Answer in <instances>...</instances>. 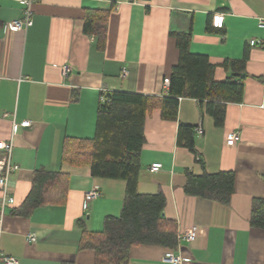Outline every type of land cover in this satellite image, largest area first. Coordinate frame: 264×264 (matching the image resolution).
Returning a JSON list of instances; mask_svg holds the SVG:
<instances>
[{
	"label": "crops",
	"instance_id": "crops-1",
	"mask_svg": "<svg viewBox=\"0 0 264 264\" xmlns=\"http://www.w3.org/2000/svg\"><path fill=\"white\" fill-rule=\"evenodd\" d=\"M32 10V26L11 30L6 23L21 18L24 6L0 0V140L12 137L14 121L32 123L14 133L13 162L20 170L10 181L15 203L4 211L0 253L19 264H96L94 250L81 246L83 231L100 232L106 216L120 215L126 182L94 177L89 164L63 161L64 142L94 137L105 92L167 95L164 79L179 60L172 32L191 29L190 50L208 56L216 80L231 74L225 61L247 54L243 99L228 104L221 127L205 103L192 98L179 99L175 121L164 119L158 109L148 114L138 191L165 195L164 214L177 223L173 251L183 257L182 264H264V228L250 223L253 201L264 199V44L250 45L252 39L264 42V29L258 27L264 0H39ZM87 10L110 12L104 47L84 33ZM216 12L225 15L223 28L211 25ZM181 123L203 127L202 135L194 130L196 153L178 145ZM235 131L241 140L229 146L226 135ZM157 162L162 168L152 172ZM40 170L68 177L65 202L38 206L28 215L15 213ZM187 170L195 175L232 171L230 202L187 194ZM94 188L100 195L86 203V193ZM190 231L193 241L181 238ZM29 234L36 241H28ZM169 251L136 245L128 264H171L163 260Z\"/></svg>",
	"mask_w": 264,
	"mask_h": 264
},
{
	"label": "trees",
	"instance_id": "trees-1",
	"mask_svg": "<svg viewBox=\"0 0 264 264\" xmlns=\"http://www.w3.org/2000/svg\"><path fill=\"white\" fill-rule=\"evenodd\" d=\"M109 16L110 12L106 10L85 11L84 33L95 35L100 47L105 45ZM172 35L176 38L179 60L171 70L167 95L105 92L98 107L94 137H67L64 142L63 161L89 164L94 177L126 182L120 215L106 216L100 232L83 231L81 246L94 250L96 264H128L132 247L140 244L164 246L170 251L177 246V223L164 214L165 195L138 191L140 154L146 140L144 124L148 114L158 109L164 119L175 121L179 99L192 98L205 103L206 112L214 118L215 125L221 127L225 123L228 104L243 99L241 74L246 71L247 54L240 60L225 61V68L232 71L226 80L219 81L214 77L216 67L208 56L191 52V29L172 32ZM177 142L196 153L194 127L181 123ZM186 177L185 191L193 196L228 204L235 190L232 171L195 175L187 170ZM67 181L68 177L59 172L36 171L31 192L15 213L28 215L38 206L64 203ZM250 223L264 228V199L253 201Z\"/></svg>",
	"mask_w": 264,
	"mask_h": 264
},
{
	"label": "built area",
	"instance_id": "built-area-1",
	"mask_svg": "<svg viewBox=\"0 0 264 264\" xmlns=\"http://www.w3.org/2000/svg\"><path fill=\"white\" fill-rule=\"evenodd\" d=\"M24 6L23 16L21 18L13 19L6 23V27L11 30H26L33 24V10L32 7L34 3L39 0H16ZM134 3H145L148 0H131ZM225 15L221 12H216L212 15L211 25L214 28H223L224 27ZM258 27L264 29V18L260 17L258 19ZM261 39H252L250 45L256 46L263 44ZM63 73L66 76L69 67L63 66ZM126 70H123L122 77H126ZM164 84L169 87L170 79L169 77L164 79ZM30 127L32 125L31 121L23 120L21 123L17 124L15 121L13 123V135L9 140H0V235L3 232V222H4V211L6 207L12 206L15 203V199L10 192V181L14 174L19 172L20 166L13 162V151H14V133L18 126ZM195 133L202 135L203 127L197 125L195 128ZM241 140V133L239 131L230 132L226 135V143L229 146L236 145ZM162 168V164L157 162L153 163L150 166L152 172H157ZM100 195V192L97 188L92 189L87 192L85 195V201L90 202L96 199ZM86 207V206H85ZM194 232H186L181 238H184L188 241H193L195 239ZM28 241H36L35 234L28 235ZM164 262L171 264H182L183 257L180 254H176L174 251L167 252L163 257ZM0 264H19V261L16 257L5 256L0 253Z\"/></svg>",
	"mask_w": 264,
	"mask_h": 264
},
{
	"label": "water",
	"instance_id": "water-1",
	"mask_svg": "<svg viewBox=\"0 0 264 264\" xmlns=\"http://www.w3.org/2000/svg\"><path fill=\"white\" fill-rule=\"evenodd\" d=\"M241 76H244V73H242V75Z\"/></svg>",
	"mask_w": 264,
	"mask_h": 264
}]
</instances>
